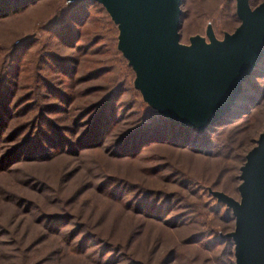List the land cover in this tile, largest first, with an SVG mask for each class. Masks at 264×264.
<instances>
[{"label":"rangeland","instance_id":"1","mask_svg":"<svg viewBox=\"0 0 264 264\" xmlns=\"http://www.w3.org/2000/svg\"><path fill=\"white\" fill-rule=\"evenodd\" d=\"M262 1L248 0V6ZM181 2L177 33L183 47L194 37L205 44L209 35L222 41L239 25L234 0ZM78 3L41 0L0 19V83L17 70L15 97L32 95L38 108L46 107L40 111L50 124L71 128L63 134L71 145L59 147L48 134L51 148L41 142L48 154L33 147L32 153L27 148L7 155L26 130L14 142L0 143V264H234L233 247L219 240L234 222L224 220L225 208L210 193L238 201L239 169L264 129V71L250 80L248 91L258 98L250 114L202 136L200 143L180 146L146 137L124 148L125 134L151 124L150 109L133 90L134 75L116 50L117 25L96 4L85 8L83 20L84 12L74 8ZM74 30L80 39L71 46ZM47 55L79 58L77 80H69ZM99 70L101 75L92 76ZM117 89L115 113L112 119L107 114L101 140L93 132L95 121L91 135L83 122L72 128L63 121L58 109L64 106L53 92L63 90L80 111Z\"/></svg>","mask_w":264,"mask_h":264},{"label":"water","instance_id":"2","mask_svg":"<svg viewBox=\"0 0 264 264\" xmlns=\"http://www.w3.org/2000/svg\"><path fill=\"white\" fill-rule=\"evenodd\" d=\"M118 28L117 48L135 74L134 88L160 116L199 132L221 119L264 56V0H234L239 25L222 41L178 43L181 0H93ZM238 201L210 194L233 217L227 235L234 264H264V129L239 169Z\"/></svg>","mask_w":264,"mask_h":264},{"label":"trees","instance_id":"3","mask_svg":"<svg viewBox=\"0 0 264 264\" xmlns=\"http://www.w3.org/2000/svg\"><path fill=\"white\" fill-rule=\"evenodd\" d=\"M40 1L41 0H0V19H4L11 15L17 14L21 12L22 10L35 5L36 3ZM78 1H79L78 5L74 6V8L77 9L76 11L77 13L82 14L84 11H86L85 8L89 9L95 4L100 6L105 12L104 8L93 0H78ZM247 3H248V0H247ZM105 14L108 16V18L111 21L110 16L106 12ZM180 17H181V14H180ZM83 18H84L83 20L87 18V12L83 13ZM236 20L238 21L237 18ZM83 24L84 23L82 21L78 22L76 24L77 29L80 28ZM71 35H72L71 46H73L74 44H77V42L79 41L80 35H79V32H77L76 30H74V32ZM94 43H95V40L93 43L90 42L86 48H83L82 56H85V52L89 50L92 44ZM116 50L119 52V54L123 58L118 48ZM47 57L48 59L53 58L55 62H58L57 65L63 66L61 71L62 73H65L67 77H69V80L71 81L77 80V79H74V77L77 73L76 70L78 66L80 65L79 58L75 59V58L69 57L66 59L65 58L58 59L55 57H49V55H47ZM125 61H126L127 67L133 73L134 80H135L134 71L128 65L127 60ZM101 71L102 70L93 72L92 76L97 77L98 75H101L102 74ZM263 71H264V56L260 60V62L254 67L250 76L242 83L241 93L235 100L232 107L230 108V111L226 113L217 122H215L213 125L207 126L201 132L195 129L189 128V127H182L178 123L174 121H170L160 116L155 110H153L148 104H146L143 101L140 92L134 88V80H133L132 82L133 90L138 93L141 101L150 109V118L152 117L150 119L151 124L143 123V127L140 126L142 130H138L139 128L137 129V127H135L136 131L131 132L130 134H125L121 138L122 145H124V148H128L129 146H131L132 148L134 146L137 147L139 146L138 144L141 141L143 143L147 142L146 137L148 139L149 137H151V139L155 138L159 140H166L167 142H174V143L179 144L180 146H188L190 145V143L194 145L198 142L200 143L203 140L202 136L206 137L207 134L214 132L216 129L222 128L232 123L236 119L241 118L243 116H248L250 114L251 108L256 105L257 103L256 101L258 100L255 91L252 90L254 93L248 91V89H251V86H253L250 80L254 77V75L258 73H262ZM17 73L18 71L16 70V74L6 75L4 79V83L2 84L0 83V143L1 142L3 143L14 142L15 139L18 136L22 135V133L26 130L27 132H29V135H27V132L25 135H22L21 139L15 143L14 147L10 149V152L7 155L10 156L20 151H26L27 148H30L29 153H32L33 147L36 148V151L40 149L42 153L48 154L49 150H47V148L50 149L52 142H53L52 139L48 137L49 136L48 134H50L56 140L57 139L59 140L57 144L60 147L64 142L67 143V141L63 137V134L66 132L70 133L71 128L69 127L68 128L66 127L57 128V127H54L52 124H50V122L47 121L46 117L43 116L42 110L40 111V109H45L46 107L38 108V105L34 103V100H31L32 95H27L26 93H24L23 95H19V97L17 98L15 97L16 96L15 92L18 91ZM89 76H91V73L87 74L84 77L83 81L90 80ZM39 81L41 82L42 80L39 79ZM252 88L255 89L254 87ZM119 90L120 89L115 90L111 95H109L107 99L104 98L103 101L99 103H94L93 105L90 104L86 108L80 111L77 107H74V105L71 107L70 105L71 102L67 101V98L64 97L65 93H63V90L62 91L53 90V92H54L55 97L57 99H60V101L62 102L64 106L62 109L61 108L58 109L59 113H61L64 116L63 121L67 120V122H69V125L72 128L75 126H78L79 122H83L81 126L85 128L88 127L87 129L88 133L86 132L88 135H91V126H92L91 122L95 121L96 124L93 126V129H94L93 132L96 134V136L99 134L98 138L100 139L102 137V136L100 137V135L104 131L103 129L104 125L107 124L106 121H109L107 119L108 117L107 114L109 113L112 119L115 113V109H116L115 102H116V99L118 98ZM68 100H71V98ZM33 111H36L35 114L36 116H38L36 117V119H34L35 115H31V112ZM75 111H77V114L74 116L73 119L72 118L70 119L71 113ZM91 114H92V117H91ZM21 118H23L22 119L24 120L23 122L18 123L17 125H14V127L11 125L13 124L12 122L14 120H20ZM37 120L39 121V126L36 124ZM113 124H116V122H113ZM41 126H45V128L46 127L49 128L47 129V133H44L42 130H40ZM144 126L147 129H145ZM139 131H143L144 134L143 135L140 134ZM32 132L34 133L33 135L38 133L39 134L38 137L31 138L30 136ZM90 137L87 139H90ZM81 141L82 140H78V144ZM41 142H44L47 145V148L41 149V144H42ZM88 142H90V140ZM67 144L71 145L70 142ZM14 156L16 157L17 155H14ZM212 198L215 200L217 204L225 208V206L222 203L218 202L214 197ZM222 214L224 216L225 221L227 220L233 221V217L229 209L225 208ZM219 240L227 241L228 244L231 247H233L231 240L227 236L224 238L221 237Z\"/></svg>","mask_w":264,"mask_h":264}]
</instances>
